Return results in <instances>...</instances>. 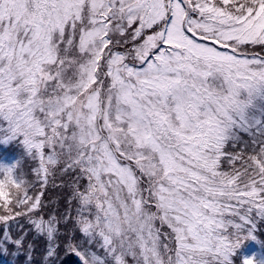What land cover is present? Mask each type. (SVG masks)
Wrapping results in <instances>:
<instances>
[{"label": "snow or ice", "instance_id": "obj_1", "mask_svg": "<svg viewBox=\"0 0 264 264\" xmlns=\"http://www.w3.org/2000/svg\"><path fill=\"white\" fill-rule=\"evenodd\" d=\"M0 264H264V0H0Z\"/></svg>", "mask_w": 264, "mask_h": 264}, {"label": "rangeland", "instance_id": "obj_2", "mask_svg": "<svg viewBox=\"0 0 264 264\" xmlns=\"http://www.w3.org/2000/svg\"><path fill=\"white\" fill-rule=\"evenodd\" d=\"M4 158L0 157V162L11 163L14 160V157L6 158L7 160ZM245 242L246 244L241 249V255L252 256L255 254L259 260L264 262V243H259L255 240H248Z\"/></svg>", "mask_w": 264, "mask_h": 264}, {"label": "trees", "instance_id": "obj_3", "mask_svg": "<svg viewBox=\"0 0 264 264\" xmlns=\"http://www.w3.org/2000/svg\"><path fill=\"white\" fill-rule=\"evenodd\" d=\"M22 149L19 147L16 143H0V157L6 159L9 157H14V159L17 157V155L20 154ZM7 160V159H6Z\"/></svg>", "mask_w": 264, "mask_h": 264}]
</instances>
